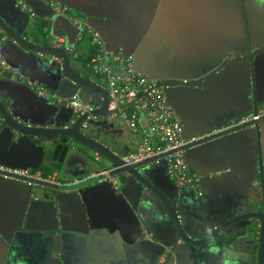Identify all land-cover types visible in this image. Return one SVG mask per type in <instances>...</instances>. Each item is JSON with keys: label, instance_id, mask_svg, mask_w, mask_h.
<instances>
[{"label": "crops", "instance_id": "crops-1", "mask_svg": "<svg viewBox=\"0 0 264 264\" xmlns=\"http://www.w3.org/2000/svg\"><path fill=\"white\" fill-rule=\"evenodd\" d=\"M58 1L79 18L56 15L41 0H0V16L17 33L37 45H44L43 42L51 45L53 38H61L60 47L72 49L71 66L83 77L86 71L82 61L92 56L93 47L79 22L82 20L108 44L135 53V66L142 73L163 80L197 79L247 50L241 0ZM40 22L44 23V39L35 27ZM250 22V31L256 30L254 45L262 44L264 36H259L257 31H261L259 25L264 27V19L252 15ZM210 31L218 32L215 36L220 38V43L208 52L203 47V56H199V38L209 41L214 35ZM168 43L170 51L175 49L177 53L188 48L192 50L189 58L200 59L167 61L157 58V51L160 53L162 45ZM2 52L21 79L11 81L7 74L0 73V100L19 122L37 128H54L76 120L71 109L38 96L28 85L29 81L39 82L62 98L77 94L82 101L101 103L98 93L81 90L64 75L57 74L62 65L60 58L26 49L8 36ZM257 64L260 93L264 98V53ZM219 77L221 79L200 91L170 89V105L181 120L186 140L253 117L252 113L239 116L245 100L238 88L246 86V76L241 79V72L230 69ZM225 77L233 80L232 92L224 83ZM86 78L105 88L104 83L94 81L90 75ZM244 98L249 101L247 94ZM259 111L264 113V107ZM110 125V136L117 144L114 150L131 149V135L126 126L120 122ZM140 126L148 132L144 118ZM97 129L91 125L86 132L92 134ZM233 136L231 133L227 137ZM228 139L216 138L201 146L223 145L229 147L230 154L241 149L237 137L232 143ZM198 147L185 150L195 158L193 165L203 174L207 173L204 172L207 168L220 169L216 178L203 179L201 199H196L189 191L178 193L166 174L165 163L154 162L142 168L147 172L146 168L150 167L151 182L172 204L174 201L178 204L181 223L193 238L205 236L225 219L255 211L260 198L256 178H252L256 159L253 157L252 165L251 137L245 142L250 156L244 176L235 156L225 157L221 161L225 163L220 166L202 164L198 159ZM47 160L51 161L50 165ZM55 163L42 144L11 128L0 129V166L39 171L56 180L67 179L69 175L62 177L52 169ZM82 165L86 163L83 161L78 165L81 167L72 168L71 173L81 171ZM107 166V162L100 160L92 164L91 172L108 169ZM72 178L74 176H69L67 180ZM112 179L66 192L0 175V264H164L167 255V264H255L256 246L251 237L244 235L245 222L224 232L227 239L232 237L230 240L217 239L193 247L177 239L173 222L154 193L125 174ZM147 231L152 235L150 240L145 238Z\"/></svg>", "mask_w": 264, "mask_h": 264}, {"label": "water", "instance_id": "water-1", "mask_svg": "<svg viewBox=\"0 0 264 264\" xmlns=\"http://www.w3.org/2000/svg\"><path fill=\"white\" fill-rule=\"evenodd\" d=\"M43 1V0H41ZM44 2V1H43ZM61 4V3H60ZM48 5V4H47ZM51 10L53 8L48 5ZM67 7V6H66ZM68 8V7H67ZM54 12V11H53ZM55 13V12H54ZM56 15L62 16L61 14ZM83 22V20L81 21ZM86 22V21H85ZM78 24V23H77ZM244 31L247 42V50L245 53H242L240 56L232 57L231 59H227L221 62L214 69L205 73L201 77L197 79L190 80H163L159 78H153L159 82V85L162 87L164 94L167 97V101L171 104L170 99V89H196L198 91L202 90L204 86L209 83H214L215 81L221 79L219 77L225 71L230 69H236L241 72V79L243 75L246 76V86L239 87L238 92L241 93L243 99L245 100L242 103V113L239 116H242L247 113H252V119L249 121L239 124L233 127H229L223 129L217 133H213L210 135H206L204 137L198 138L194 141L186 144L182 149L187 150L192 147H198L197 150H200L199 153V161L202 164H212L219 166L223 159L227 156H235L237 162L242 167V175L244 176V171L246 165L248 164V157L250 156L248 150L245 148V142L252 138V144L254 148V152L252 151V165H253V157L256 159V166L252 172V178H256V184L259 189L260 198L255 205V211H249L246 213H242L240 215H236L225 219L215 225L205 236L201 238H193L190 236L186 230L184 229L181 223V217H179L178 207L176 208V203L172 204L167 197L151 182L150 175L152 174V169L150 167L146 168L143 171V167L149 166L154 162H163V157L167 154H160L153 157H150L143 162L136 165H125L121 159V156L126 153V150H122L117 152L114 150L117 146L116 140L110 136V128L111 125L106 121H98L93 122L92 126L98 127L95 133L89 134L85 130L81 129V123L83 121V117L74 120L72 123H65L64 125H60L59 127L54 128H45V127H33L29 125H25L19 122L14 118L9 109L1 102L0 100V129L4 127L11 128L15 131H18L28 139L32 140L35 143L42 144L44 149H46L50 154H52V161L56 162L53 169H55L56 174L65 177L66 176H82L91 172L92 164L99 162L100 160L107 162L108 169H112L109 173L111 177L118 176L120 174H125L129 178L135 179L139 182L143 187L150 190L154 195L163 203L168 215L170 216L173 225L176 229L177 239H182L184 243L187 245H191L193 247H200L203 245H207L212 240L216 241L217 239H221L222 241L230 240L227 239L224 235V232H229L227 229L231 228L233 225L245 222L246 227L244 229V235L251 237L253 239V244L256 246L255 250V258L253 263L255 264H264V150H263V141H264V113H260L259 109L264 107V98L260 93V82L257 74V59H259L260 55L264 53V42L259 45H254V33L255 31H250L247 23L244 24ZM263 34L261 30L259 32V36ZM0 35H6L15 41L20 46L32 50L37 51L43 54H49L54 57L60 58L62 60L61 67L58 68L57 74L64 75L67 79L71 80L73 83L78 85L81 90H91L98 93L101 96L100 107L95 110V114L103 115L106 111V106L108 103V93L105 88L100 87L96 83L91 80L78 75L73 67L71 66L70 60L72 59V49L65 47H54L52 45H37L35 43L29 42L22 35L17 33L12 27H10L6 20L0 16ZM101 36V35H100ZM257 36V35H256ZM103 39V37L101 36ZM104 40V39H103ZM107 47L110 49H115L118 47L122 48V52L125 54H132L134 57V64L136 63V54L130 51L125 50L122 46L119 45H110L105 40ZM137 69V67L135 66ZM142 72L141 70L137 69ZM144 73V72H143ZM11 81H19V79H11ZM227 88L232 92L233 90V80L226 79L224 80ZM33 90V89H32ZM34 91V90H33ZM35 92V91H34ZM245 94L249 96V101H246L244 98ZM58 95V94H57ZM42 97V96H40ZM46 98L47 97H43ZM65 98V97H63ZM80 98V97H78ZM86 102V101H85ZM245 104L247 106H245ZM184 130V129H183ZM234 133L233 138L228 139V134ZM112 134V133H111ZM183 136V135H182ZM237 137V144L241 146L239 151H233L230 154L229 147L226 146H217L213 144L204 145L206 142H210L216 138H221L220 141L229 140L232 143ZM185 139V137L183 136ZM97 154V155H94ZM81 156L82 159H79ZM184 158L186 163L196 175L199 177V188L201 190V183L204 178H216L219 176L218 168L211 167L207 168L203 174V172L199 171L193 162L195 158L191 153H185ZM85 162L86 165H82L81 171L74 174L71 173V169L77 167L82 162ZM48 165L51 164V161H46ZM81 167V166H78ZM0 175H7L13 179H17L20 181H25L30 184H34L37 186H42L54 191H66L71 192L81 187L85 186L88 183H81L75 185H63V182L68 181L67 179L58 178L57 183H51L43 180H37L33 178H26L24 176L9 174L3 171H0ZM70 180V179H69ZM96 182V180H92L89 183ZM193 195V191H189ZM202 192V190H201ZM194 196V195H193ZM202 195L196 199H201ZM146 236H149L146 238ZM232 236V235H230ZM145 238L150 240L152 235L145 232ZM229 238V237H228ZM169 255L166 257V261L164 264H167V260Z\"/></svg>", "mask_w": 264, "mask_h": 264}, {"label": "built area", "instance_id": "built-area-1", "mask_svg": "<svg viewBox=\"0 0 264 264\" xmlns=\"http://www.w3.org/2000/svg\"><path fill=\"white\" fill-rule=\"evenodd\" d=\"M43 1L50 5L55 13L65 17L68 16L67 7L60 4L58 0ZM25 7L22 4V8L25 9ZM79 22L88 34L90 44L93 47V53L86 68L94 81L105 84L104 87L108 93L107 112L103 115L95 114V110L100 107V103L94 104L82 101L77 94L62 98L56 93L49 91L39 82L29 81L28 85L38 96L47 97L49 101L71 109L75 119L83 117L81 129L85 131L89 129L93 122L98 121H106L109 124L114 122L124 124L131 135V149L121 156L125 165H136L150 157L167 154L163 157L166 164V174L174 183L178 193L181 191H193L195 198L200 197L202 192L199 188V177L186 163L184 158L185 150L182 149L186 144L196 139L186 140L183 138L181 120L168 103L159 82L135 68L132 54L123 53L121 47L108 48L97 31L89 27L85 22ZM5 40L6 36L0 35V73L7 74L10 79H21V76L8 64L3 56L2 50ZM62 42L61 38L55 37L52 39L51 45L60 47ZM142 118L146 121L147 133L140 126ZM250 119L236 121L223 129L243 124ZM111 170L103 168L99 171H92L88 174L74 177L62 184L75 185L89 183L92 180L98 182L112 181L113 179L109 175ZM0 171L60 184L51 175L44 176L39 171L9 169L2 166H0ZM2 176L11 178L7 175ZM177 207L178 204H176ZM148 237L146 236V238Z\"/></svg>", "mask_w": 264, "mask_h": 264}, {"label": "rangeland", "instance_id": "rangeland-1", "mask_svg": "<svg viewBox=\"0 0 264 264\" xmlns=\"http://www.w3.org/2000/svg\"><path fill=\"white\" fill-rule=\"evenodd\" d=\"M68 16H70L72 19L79 18L78 16L75 15V13H73L72 11H69V10H68ZM173 32H174V34H175V32L178 33V31H173ZM210 32H213L214 35L211 36L209 41L203 40L202 37L199 38V43L201 44V49H200V51L197 52V54L199 56H203L204 50L208 52L211 48H213L215 45L220 43V38H217V36H215L218 34V32H215V31H210ZM165 33L169 34L170 31H165ZM190 33H192V31H190ZM195 33L200 34V33H202V31L195 32ZM207 46H208V49H207ZM203 47H204V50H203ZM170 49H171V45L169 43L166 46L162 45L160 53L157 51V58L165 59L167 61H173L174 58L181 59V60L189 59L191 61L200 59V57L189 58V55L192 52L191 49L186 48V49L182 50V52L179 51L177 53H175V51H176L175 49L171 50V51H170ZM90 133L91 132H89V134ZM263 134H264V132H263Z\"/></svg>", "mask_w": 264, "mask_h": 264}, {"label": "flooded vegetation", "instance_id": "flooded-vegetation-1", "mask_svg": "<svg viewBox=\"0 0 264 264\" xmlns=\"http://www.w3.org/2000/svg\"><path fill=\"white\" fill-rule=\"evenodd\" d=\"M241 5L243 8V14H244V22L247 23L248 27H250V17L252 15H255L257 18L260 17L261 19H264L263 13H264V0H241ZM250 12V15L248 17V13ZM252 26V23H251ZM261 30L263 31L264 36V27L263 25H259ZM259 28V29H260ZM258 29V30H259ZM257 31V33H259Z\"/></svg>", "mask_w": 264, "mask_h": 264}, {"label": "trees", "instance_id": "trees-1", "mask_svg": "<svg viewBox=\"0 0 264 264\" xmlns=\"http://www.w3.org/2000/svg\"><path fill=\"white\" fill-rule=\"evenodd\" d=\"M35 27H37L36 29H37L38 33H39L40 35H42V39H44V33H43L44 23H43V22L37 23V24L35 25ZM43 44L46 45V42H43ZM90 58H91V56H89V57L86 58L84 61H82V66H83L84 70L86 71V72H85V77H89V75H90V72H89V71L87 70V68H86L87 63L90 61ZM0 127H1V126H0ZM52 169H53V168H52Z\"/></svg>", "mask_w": 264, "mask_h": 264}]
</instances>
